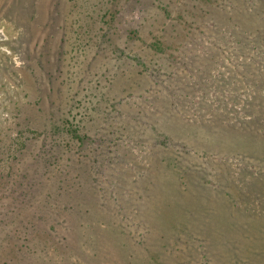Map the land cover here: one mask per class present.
<instances>
[{"label":"rangeland","instance_id":"rangeland-1","mask_svg":"<svg viewBox=\"0 0 264 264\" xmlns=\"http://www.w3.org/2000/svg\"><path fill=\"white\" fill-rule=\"evenodd\" d=\"M0 264H264V0H0Z\"/></svg>","mask_w":264,"mask_h":264},{"label":"trees","instance_id":"trees-1","mask_svg":"<svg viewBox=\"0 0 264 264\" xmlns=\"http://www.w3.org/2000/svg\"><path fill=\"white\" fill-rule=\"evenodd\" d=\"M158 46V45H157Z\"/></svg>","mask_w":264,"mask_h":264}]
</instances>
